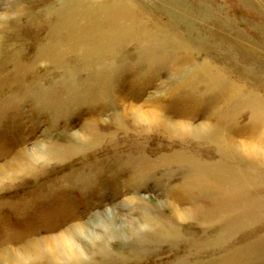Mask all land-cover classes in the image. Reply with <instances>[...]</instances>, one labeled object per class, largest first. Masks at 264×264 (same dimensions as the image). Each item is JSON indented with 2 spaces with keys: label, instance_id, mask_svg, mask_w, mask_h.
Returning a JSON list of instances; mask_svg holds the SVG:
<instances>
[{
  "label": "rangeland",
  "instance_id": "374dc122",
  "mask_svg": "<svg viewBox=\"0 0 264 264\" xmlns=\"http://www.w3.org/2000/svg\"><path fill=\"white\" fill-rule=\"evenodd\" d=\"M0 264H264V0H0Z\"/></svg>",
  "mask_w": 264,
  "mask_h": 264
},
{
  "label": "bare ground",
  "instance_id": "6f19581e",
  "mask_svg": "<svg viewBox=\"0 0 264 264\" xmlns=\"http://www.w3.org/2000/svg\"><path fill=\"white\" fill-rule=\"evenodd\" d=\"M113 4V3H112ZM108 11V10H107ZM122 13V12H121ZM104 15V14H103ZM83 16V15H82ZM87 16V15H86ZM85 16V17H86ZM125 17V16H124ZM76 18V17H75ZM83 18V17H82ZM143 18V17H142ZM110 19V18H109ZM89 20V19H88ZM111 20V19H110ZM17 21V20H16ZM81 21V20H80ZM108 21V20H107ZM122 21V20H121ZM105 22V21H104ZM106 23V22H105ZM129 23V22H128ZM103 26V25H102ZM106 26H107V24H106ZM114 27V26H113ZM103 28V27H102ZM118 28V27H117ZM92 29V28H91ZM101 29V28H100ZM138 29V28H137ZM102 30V29H101ZM110 30V29H109ZM12 31V30H11ZM76 31V30H75ZM114 31H116V30H114ZM118 31V30H117ZM142 33V32H141ZM118 34V33H117ZM71 35H72V33H71ZM101 36V35H100ZM85 37V36H84ZM117 37V36H116ZM115 37V38H116ZM135 37V36H134ZM158 37V36H157ZM69 38V37H68ZM91 38V37H90ZM121 38V37H120ZM88 39V38H87ZM93 39H95V38H93ZM106 39V38H105ZM109 39V38H108ZM126 39V38H125ZM146 39V38H145ZM99 40V39H98ZM102 40H104V39H102ZM121 40V39H120ZM128 40V39H127ZM110 41H111V39H110ZM113 41V40H112ZM119 42V41H118ZM130 42V41H129ZM149 42V41H148ZM147 42V43H148ZM69 43V42H68ZM100 43V42H99ZM110 43V42H109ZM135 43H137V42H135ZM146 43V44H147ZM113 44V43H112ZM116 44V43H115ZM91 45V44H90ZM107 46V45H106ZM161 49V48H160ZM71 50V49H70ZM92 50V49H91ZM109 50V49H108ZM104 51V50H103ZM14 52H16V51H14ZM119 52V51H118ZM139 53V52H138ZM81 55V54H80ZM99 57V56H98ZM137 57H138V55H137ZM92 60V59H91ZM94 60V59H93ZM111 71V70H110ZM84 72V71H83ZM4 75V74H3ZM16 75V74H15ZM92 75V74H91ZM41 76V75H40ZM39 76V77H40ZM97 76V75H96ZM3 77V76H2ZM96 79V78H95ZM108 79H110V78H108ZM2 80V79H1ZM4 80V79H3ZM230 80V79H229ZM5 81V80H4ZM94 82V81H93ZM231 82V81H230ZM88 84V83H87ZM90 84V83H89ZM107 85V84H106ZM10 86V85H9ZM62 86V85H61ZM199 87V86H198ZM85 91V90H84ZM87 92L89 91V90H86ZM211 91V90H210ZM110 92V91H109ZM79 94V93H78ZM82 96V95H81ZM83 97H84V95H83ZM88 98V97H87ZM4 99V98H3ZM83 99V98H82ZM3 101V100H2ZM4 104V103H3ZM208 104V103H207ZM215 105V104H214ZM232 105V104H231ZM2 106V105H1ZM3 107V106H2ZM138 112V111H137ZM156 113V112H155ZM220 113V112H219ZM242 113V112H241ZM161 115V114H160ZM158 119H160V118H158ZM164 121H166V120H164ZM174 123V122H173ZM172 123V124H173ZM169 124V123H168ZM175 124H176V122H175ZM179 125V124H178ZM181 125V124H180ZM170 126V125H169ZM173 126H175V125H173ZM175 127H179V126H175ZM186 127H188V126H186ZM190 127V126H189ZM23 128V127H22ZM21 128V129H22ZM176 128V130H178ZM191 128H192V126H191ZM190 128V129H191ZM169 130L171 129L170 127L168 128ZM172 129H174V128H172ZM184 129V128H183ZM194 130H195V128H193ZM202 129H204V128H202ZM201 129V130H202ZM206 129H207V127H206ZM205 129V130H206ZM168 130V131H169ZM180 130H182L181 129V127H180ZM187 130H189V129H187ZM191 131H192V129H191ZM190 131V132H191ZM196 131V130H195ZM204 131V130H203ZM209 131H210V129H209ZM114 132V131H113ZM181 132V131H180ZM179 132V134L180 135H182L183 136V134H181ZM183 132V131H182ZM185 132H186V130H185ZM194 132V131H193ZM192 132V133H193ZM200 131L198 130V133H199ZM173 133V135L175 136V135H178V134H175V132H173V131H171V134ZM202 133V132H201ZM207 133V132H206ZM205 132H204V134H206ZM109 134V133H108ZM170 134V135H171ZM191 134V133H190ZM211 134V133H210ZM100 135V134H99ZM187 135V133H185V136ZM179 136V135H178ZM81 137V136H80ZM176 137V136H175ZM81 141V140H80ZM225 142V141H224ZM82 144V143H81ZM20 145V144H19ZM83 146V145H82ZM220 147V146H219ZM225 147H227V146H225ZM246 147V145L244 146V148ZM135 148V147H134ZM235 149V148H234ZM247 149V148H246ZM54 150V149H53ZM39 151V150H38ZM42 151V150H41ZM218 151V150H217ZM251 151V150H250ZM44 152V151H43ZM248 152H249V150H248ZM252 152V151H251ZM36 153V152H35ZM50 153V156H53V155H51V154H53L52 152H49ZM247 153V152H246ZM37 154H39L38 152H37ZM43 154V153H42ZM42 154H40L41 156H42ZM46 154V153H45ZM54 154H55V152H54ZM61 154V153H60ZM58 155V154H57ZM62 156V155H61ZM147 156V155H146ZM34 157V156H33ZM40 159H38L37 160V162L39 163L40 161L41 162H43V160H41V159H44V157H46V156H42V157H40V156H38ZM147 157H149V156H147ZM47 158V157H46ZM32 159V158H31ZM45 160V159H44ZM197 160V159H196ZM46 161V160H45ZM192 161V160H191ZM32 162V161H31ZM50 162V161H49ZM183 162V161H182ZM30 164V163H29ZM28 164V165H29ZM33 164H34V162H33ZM43 165L45 164V163H42ZM139 164V163H138ZM173 164V163H172ZM185 165V164H184ZM232 165V164H231ZM24 166V165H23ZM27 166V165H26ZM218 166V165H217ZM22 167V166H21ZM32 167V166H31ZM31 167H30V169H31ZM138 167V166H137ZM206 167V166H205ZM211 167V166H210ZM23 168H25V166L23 167ZM27 168V167H26ZM25 168V169H26ZM29 168V167H28ZM27 168V169H28ZM20 169H22V168H20ZM27 169H26V171H27ZM22 170H24V169H22ZM210 170H211V168H210ZM29 171H31V170H29ZM219 171V170H218ZM238 171V170H237ZM14 172V171H13ZM22 172V171H21ZM28 174H30V172L28 173ZM15 176V175H14ZM25 176V175H24ZM27 176V175H26ZM225 176V175H224ZM14 179V178H13ZM230 180V179H229ZM235 180V179H234ZM213 181V180H212ZM231 181V180H230ZM249 181V180H248ZM7 182V181H6ZM238 184V183H237ZM206 186V185H205ZM197 202V201H196ZM206 221V220H205ZM72 235H73V233H72ZM72 235L71 234H69V233H67V234H65L63 237H54V238H52V239H47L45 242H44V244H43V253L45 254H50V256L52 257H54V259H55V261H59V262H61V261H64V262H68L69 261V259H71V257L74 259L75 258V260L76 259H81V257H82V254H81V252H80V250H79V248H78V246L76 245V243H75V239H74V237H72ZM142 235V233H141V231H140V229L139 228H137L136 226H132V236L134 237V238H136V237H140ZM253 247V246H252ZM251 249V248H250ZM263 249V248H262ZM100 250H103L104 251V249L101 247L100 248ZM240 251V250H239ZM101 252V251H100ZM43 254V255H44ZM103 254H104V252H103ZM39 255V254H38ZM42 256V255H41ZM39 257V256H38ZM250 257V256H249ZM29 258V257H28ZM74 260V261H75ZM37 261V260H36ZM71 262H73V260H71ZM250 263V262H249Z\"/></svg>",
  "mask_w": 264,
  "mask_h": 264
}]
</instances>
